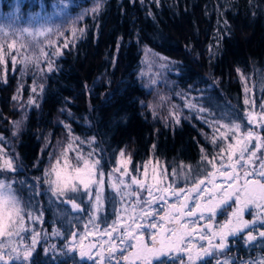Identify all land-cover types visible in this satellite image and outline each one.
<instances>
[{"label": "trees", "instance_id": "obj_1", "mask_svg": "<svg viewBox=\"0 0 264 264\" xmlns=\"http://www.w3.org/2000/svg\"><path fill=\"white\" fill-rule=\"evenodd\" d=\"M92 2L85 0L84 4ZM78 28L88 29L86 37L63 49L60 59H54L56 71L48 72L43 92L35 99L39 107L13 110L15 92L7 90V85L0 86V148L6 154L3 157L12 159L19 169L6 174L16 185L21 180H27L28 185L36 183L33 178L43 177L45 169H50L57 159L63 167L61 153L68 149L70 135L79 137V141L72 143L67 159L76 164V150L86 156L94 149L95 158L103 164L109 196L112 194L107 188V173L116 167L121 151L125 160L131 158L128 168L134 175L143 173V165L147 164L148 169L166 171L168 181L175 179L173 169L180 172L181 166L202 178V150L209 159L215 156L214 162L220 165L221 148L232 141L229 135L224 142L218 140L213 145V127L204 120L218 122V137L225 131L223 125L232 120L242 123L244 131V112L253 109L257 117L261 115L264 0H105L97 18L93 20L89 14ZM145 48L167 58L162 71L170 82L165 101L172 109L169 114L164 105L153 106L158 94L154 89H158L143 74ZM246 97L254 101V106L245 105ZM188 103L205 111L189 109L185 107ZM173 114L180 117L179 124ZM17 121L21 122L18 128ZM256 126L264 136V129ZM89 140H93L91 145ZM226 157L224 153L223 159ZM206 170L211 172V165H206ZM176 181L185 184L183 180ZM46 188L41 183L37 191L43 194L32 196L33 206L43 212V222L39 224L50 237L38 245L40 264H92L77 259L76 254L67 255L61 243L63 237L51 236L53 228L67 234L79 223L65 203L48 200ZM18 190L28 201L31 188L19 184ZM114 206L121 207L111 201L104 204L102 215L107 216L108 223L116 218ZM250 214L246 212L244 219L248 220ZM227 217L218 219L222 223ZM104 226L101 224V228ZM243 237H231L229 247L208 264H216L219 257L232 260L230 264L242 263L246 258L250 260L246 264H258L264 258V247L248 249ZM258 240L264 241L260 237ZM87 241L83 243L88 245ZM49 244H57L58 248L46 254L43 249ZM92 252L96 253L94 249Z\"/></svg>", "mask_w": 264, "mask_h": 264}, {"label": "snow or ice", "instance_id": "obj_2", "mask_svg": "<svg viewBox=\"0 0 264 264\" xmlns=\"http://www.w3.org/2000/svg\"><path fill=\"white\" fill-rule=\"evenodd\" d=\"M53 2L55 15L67 14L71 0H58V2L53 0ZM155 2L158 3V0ZM104 6L105 0H95L91 9L81 7L75 16L70 17L73 25L70 29L72 40L71 42L65 40L62 48H53L52 37L65 36L63 25L50 24L47 20H41L36 27L28 26L18 30L10 29L9 26L10 30L7 32L5 26L0 25V32H4V35L0 36V46H3L9 37H12V42L7 44L9 49H15L17 40L24 41L21 47L31 48L33 54L25 55L20 60L22 69L26 71L29 66H34L39 71L43 60L47 64V72L51 73L56 69L53 66L54 61L49 57L60 59L63 56V49H69L70 46L84 40L88 29L77 28L75 25L89 14L95 20ZM45 47L49 49L48 52H45ZM149 55L167 60L166 57H159V54H153L145 48V56ZM4 60V55L0 54V62ZM12 63L15 65L16 60L13 59ZM169 63L174 62L169 61ZM160 67L166 65L162 63ZM24 71L21 72L22 76ZM237 71L239 72V69ZM241 79L245 78L241 76ZM0 82L6 83V80ZM22 87V85L18 87L17 94L12 97L13 100H19ZM31 91L35 95V86ZM40 91L43 92V86ZM248 91L245 87V92ZM244 103L254 106V101H250L247 97ZM27 106L39 107L33 97L29 98ZM185 107L194 109L198 113L205 111L191 103L186 104ZM260 111L259 117L252 111L245 113L249 125L246 131H242V123L232 120L223 125L225 131L220 132L218 137L215 136L218 122L204 120L213 127L214 136L211 140L213 145H217L218 140L224 142L229 135L235 142L221 148L222 160L223 154H227L226 165L221 163L217 166L214 162L216 157L209 159L202 150L201 162L205 165L202 178L193 176L190 168L184 171L181 166L180 172L173 169L175 179L165 186L163 181L158 179L156 169L153 168L152 183H148L146 179H138L136 175L129 173L128 165L131 163V158L125 160L124 152L121 151L120 159L116 161L117 167L107 173V188L112 192L109 196L106 193V174L103 164L101 159L95 158L94 149L86 156L76 150V164H72L67 159V151L71 149L72 143L79 141V137L70 135L68 149L61 153L64 158L63 167H60V159H57L50 169H45L43 177L33 178L36 183L28 185L27 180H21L19 184L31 188L32 195L36 196L43 194L37 191L43 183L47 185L45 191L53 198L70 205L77 214L87 215L88 219L83 225V231L72 230L65 234L59 228L52 229L51 236L58 239L63 237L61 243L69 256L76 254L77 259H86L92 264H208L210 257L220 254L229 247L228 241L231 237L246 232L243 237L245 244L256 241L258 237L264 238V231H259L258 237L252 231L258 223L264 227V155H258L260 150L264 149V136L251 130V126L255 125L264 129V102L260 104ZM173 115L175 123L179 124L180 117ZM15 123L18 128L21 122ZM65 127L71 132L70 126L65 125ZM87 143L91 145L93 140ZM3 155L6 154L0 149V157ZM257 161H259L258 166H256ZM206 165H211L213 171L208 172ZM143 167L144 175L147 177L148 165L145 164ZM18 171L12 159L0 160V176H5L4 179H0V237L7 238V243L0 240V264H40L37 258L38 245L41 240L47 242L50 237L48 232L36 230V225L43 222V212L33 207L31 197L25 201L17 190L16 182L6 178V174ZM137 172L139 173V166ZM117 173L119 176H116ZM53 174L55 179L50 178ZM160 176L166 178V171H161ZM125 177H130V180L126 182ZM218 177L223 180V184L217 183ZM176 180L191 182V187H175ZM205 182L208 186L201 187ZM134 185L135 189H133ZM144 192L147 193L146 196L142 195ZM168 197H175V202L169 204ZM106 201H111L113 205L116 203L121 205L119 208L113 207V215L116 218L111 223H108L106 215H102L105 212ZM190 201L193 202L191 205ZM155 205L159 207H154ZM228 208H232L230 214L227 213ZM248 211L253 215L252 220L244 219ZM161 212L163 215H160ZM122 213L126 216H122ZM218 214L227 215L228 218L216 224L215 218ZM80 218L78 215L74 219ZM26 221H31L33 226L26 227ZM199 221L206 223L201 227ZM68 223L72 224V220ZM101 224L105 226L101 228ZM90 236L99 242L85 245L84 240ZM103 237L108 238L106 242L102 240ZM25 238H30V244L26 245L24 252L21 253L14 245ZM195 240L203 241L205 244L197 245L194 243ZM5 247L9 249L8 253H4ZM57 248V244H49L43 251L47 254ZM92 249L99 251L93 254ZM5 254L9 256L7 261L4 260ZM216 264H230V261L217 260Z\"/></svg>", "mask_w": 264, "mask_h": 264}, {"label": "rangeland", "instance_id": "obj_3", "mask_svg": "<svg viewBox=\"0 0 264 264\" xmlns=\"http://www.w3.org/2000/svg\"><path fill=\"white\" fill-rule=\"evenodd\" d=\"M92 4H89L88 6H86L85 0H71L69 8L67 9V14L64 16H58L55 15V4L53 2V0H0V25H4L5 26V32L9 31L10 29H20L22 27H28V26H32V27H36L38 26L39 22L41 20H47L48 23L53 24V23H59L63 25L62 30L65 33V36L57 38L55 36L52 37L53 40V48L56 47H61L63 46V43L65 42V40H67L68 42L70 41V39H72V34L70 29L73 27L72 23H71V19L70 17H73L76 15V13H78L81 10V7L84 8H88L91 9L94 6L95 0H92ZM55 2H58V0H55ZM25 4H27V7L24 6ZM36 4L39 5L36 8L34 7ZM22 6H24L22 8ZM46 13L48 15H46ZM50 17V18H49ZM80 21L77 22V24L75 25L78 28ZM10 26V29H9ZM4 32H0V36H3ZM43 39V38H40ZM12 42V37H9V39L7 41L4 42L3 46H0V54H3L5 57L4 62H0V81L6 80V83L0 82V86H4L7 85L8 89L7 90H13L15 93L14 95L17 94V89L18 87H20L21 85L22 90L20 91V97L19 100H15V102H13V104L16 105L14 109H16L17 112H19V110H21V108L26 107L27 106V101L29 100L30 97H33L34 99L38 98V94L41 92L40 88L41 86L44 85V80L46 75L48 74L47 72V64L43 62V60L41 61L40 64V70L38 71L36 67L34 66H29L27 68L26 71H24L21 67L20 64V60L25 56H31L33 54V50L29 47H21V45L24 43V41L22 40H17L15 49H9L7 48V44ZM45 52H48L49 49L47 47H45ZM153 54H157L155 52H152ZM159 57H163L159 54ZM15 59L16 63L15 65L12 63V60ZM50 60H53L55 58L53 57H49ZM166 60H161L159 58H157L155 55H149L147 57H145L144 59V63H143V74L146 77V79L148 80V83H150V85L155 86L158 90L154 89V92L158 93L154 99L153 102V106L158 105V106H162L164 105L165 107L168 108V114L172 112V109L170 108V106L168 105V103L166 104V100H167V91H169V86H170V82L168 80H166L165 72L162 71V68L160 67V65L163 63H165ZM24 71V75H21V72ZM11 77V80H10ZM155 80V83H152V81ZM35 86L36 88V93L35 95H33L31 89L32 87ZM27 97H26V93ZM13 97V96H12ZM164 98L163 100L161 98ZM13 100V99H12ZM14 101V100H13ZM21 105H23V107H21ZM24 109V108H23ZM15 111V112H16ZM252 111L253 114L255 116H257V114L254 112L253 109H250L246 112ZM243 114V119L245 122V130L246 131L249 128V125L247 123V119H246V115L245 113ZM256 125L255 126H251V130L255 133L258 132L256 130ZM239 135V134H238ZM1 142V141H0ZM234 139H232V141L230 143H234ZM255 143V141H253V144ZM228 144V143H227ZM1 149V148H0ZM226 154V153H225ZM258 155H264V149H261L260 152L258 153ZM9 158H4L3 156L0 157V160H6ZM120 159V157L118 158ZM13 163V162H12ZM221 163H224L225 165L227 164V157L224 158L223 160H221ZM259 161H257V165L258 166ZM219 166V165H217ZM117 167V164H116ZM152 170L153 168L148 169V175L147 177H145L144 172L140 173L139 175H136L138 179H146L148 183H152ZM213 171V169H212ZM129 173L131 175H134L130 172ZM156 173H157V177L158 179H161L163 181V184L166 186L169 183H172L173 180H167L165 177L160 176V171H158L156 169ZM116 176H119V173L116 174ZM11 177V176H10ZM9 177V180L13 181L12 178ZM5 177L0 176V179H4ZM55 179V175L53 174V178ZM126 182H128L130 180V177H125ZM16 182V181H15ZM183 182L185 184H181V183H177V181H175V187L178 188H188L191 187V182H185L183 180ZM217 183L218 184H223V180L221 178H217ZM207 183L202 185L201 187H207ZM226 187V185H224ZM17 190L19 187V184L16 185ZM133 189H135V185L133 186ZM110 192V194H112L111 189H108ZM19 191V190H18ZM39 191V190H38ZM143 196H146L147 193L144 192L142 194ZM32 193H31V200H32V205H34V197L32 198ZM48 196V200H50V202H60V200H57L55 198H53L51 196L50 193L47 194ZM118 199V198H117ZM168 203L172 204L175 202V197H168ZM79 202V201H77ZM190 205L193 203L192 201L189 202ZM66 204V203H65ZM67 206H69L71 208L70 205L66 204ZM34 207V206H33ZM154 207H159V205H155ZM35 208V207H34ZM230 210L232 211V208H228L227 211ZM72 214H75V216H81V218L78 220L79 226L76 230L79 231H83V225L85 223V221H87L88 217L86 214H77L74 210H72ZM219 212V210H218ZM231 213V212H230ZM229 213V214H230ZM38 214V213H37ZM122 216H126L125 213L121 214ZM160 215H163V212L160 213ZM222 215L218 214L217 217L215 218V223L219 224L220 220L218 219V217ZM228 218V217H227ZM253 219V215L250 214V217L248 218V220H252ZM206 223V221H199L200 226L202 227L204 224ZM259 224L256 225L255 229H253V234L257 235L258 237V232L259 231H264V227H258ZM32 222L31 221H26V227L31 228ZM40 227V229H39ZM36 230L37 231H41L43 230L41 228V224H37L36 225ZM74 230V229H73ZM247 233H243L241 235H246ZM259 238V237H258ZM257 240L254 242H251L249 244H245L248 249H251V247L253 249H255L253 246H262L264 247V241L261 240ZM88 241L87 243H93V237H87L86 238ZM85 239V240H86ZM107 237H103L102 240L103 241H107ZM264 239V238H263ZM0 240L5 241V243H7V238L6 237H0ZM13 240H16V237H13ZM90 240V241H89ZM98 242V241H95ZM195 244L197 245H202L205 244V242L203 241H199V240H195L194 241ZM30 244V238H25L23 239L22 242L17 241V243L14 246L18 247V250L23 253L25 250V246ZM4 253H8L9 249L7 247H5L3 249ZM97 249H94V252H96ZM224 251V250H222ZM257 251V249H256ZM251 252V251H250ZM256 253V252H255ZM218 256V254H217ZM215 256L210 257L208 262H210L211 260L214 259ZM257 254H256V258H257ZM4 260H9V256L7 254L4 255ZM220 261H225L220 259ZM229 261L231 262L232 260L229 259ZM250 262V260L248 258H246L245 260L241 261L242 263H236V264H246V262ZM257 262H262L264 263V258L258 260ZM255 264V263H254Z\"/></svg>", "mask_w": 264, "mask_h": 264}]
</instances>
